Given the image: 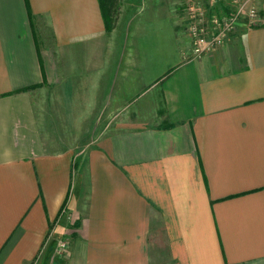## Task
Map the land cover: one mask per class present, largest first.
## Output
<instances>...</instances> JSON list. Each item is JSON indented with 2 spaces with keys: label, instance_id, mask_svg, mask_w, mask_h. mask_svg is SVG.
<instances>
[{
  "label": "crops",
  "instance_id": "0c3cea01",
  "mask_svg": "<svg viewBox=\"0 0 264 264\" xmlns=\"http://www.w3.org/2000/svg\"><path fill=\"white\" fill-rule=\"evenodd\" d=\"M160 2L133 31L158 51L121 54L100 0H0V264L53 262L71 232L64 264H264V0L201 57L182 52ZM101 77L97 144L51 151L52 94L76 80L63 107L92 113Z\"/></svg>",
  "mask_w": 264,
  "mask_h": 264
},
{
  "label": "rangeland",
  "instance_id": "374dc122",
  "mask_svg": "<svg viewBox=\"0 0 264 264\" xmlns=\"http://www.w3.org/2000/svg\"><path fill=\"white\" fill-rule=\"evenodd\" d=\"M151 1L152 3H154L153 9L150 6H146L148 4H151ZM151 1L149 2V0H144L142 2V0H118L117 8H116L117 15H114L115 25L113 28L116 29V32L109 35V39H108V45L110 46V48H112L113 46L114 48H116V50L113 49L114 52L118 51V53L123 54L124 52H129L130 50L134 54H139L145 52L152 53L158 51L157 49L160 47L158 41L152 40L149 41L148 43L143 44L142 42L139 41V37L137 38V35L133 34L134 29L138 27L140 24H142L144 21H146V18L147 20L149 19L150 21V18L152 19L157 15H161V14L153 13V10L154 11L156 10V7L161 3L160 2L161 0H151ZM133 4H137L138 6H140V4L142 5L141 8L138 6L130 7V5ZM181 4L183 7L186 6V8L191 4L199 5V7L204 11L206 10V12L209 15L212 13L211 12L212 10H218V13L221 12V8H219V6H221L220 4H226L224 8H227L226 6L229 4V0H184V2H182V0H163V4L160 6V8L163 9V12L165 14L164 22L167 23L168 22L167 20L170 21L168 17L172 19L174 18V23H172L173 32L176 34H181L180 36L181 38L178 39L182 45V52L184 51L186 52L189 47L191 57H194L198 52L197 51L194 52L192 46L193 42L191 41L193 37L189 34L191 31V27L195 26L197 22L191 24L190 14H188L186 8H183V12L181 11V7H180ZM229 8H233V7H229ZM151 9L152 11L149 12V10ZM133 10H137L136 11L137 13L133 12ZM125 11L127 12L132 11V12L126 13ZM167 15L169 16L167 17ZM127 17L128 19H126ZM128 20L132 21L133 24L131 30H128L127 28L128 25H126L128 24L127 23ZM240 24L241 23L238 22V24L235 26L234 33L240 28ZM111 31H107V33H110ZM170 32L172 31L170 30ZM39 33L42 34L41 37L43 38L44 31L41 30L38 32V34ZM234 33L232 32L229 35H232ZM45 35H47V37L49 36L48 31H46ZM145 35L147 34H142V37H144ZM148 36H150V33H148ZM41 37L40 39L37 37V41L39 42V47L40 44L42 43L40 42L42 41ZM113 38H114V42H113ZM43 41L48 42V38L43 39ZM164 42L165 44L163 47V53L165 55V58H170V57L173 58L174 57L173 56L174 50L172 48L173 38L172 35L170 36L169 34L168 25L167 26L165 25L164 27ZM218 47H220V45L214 46L212 49H210L207 52H210ZM110 51L112 50H109V52ZM205 53H202L200 57L203 56V54ZM106 78L107 77L105 78L101 77L100 79L101 91L98 95H99V103L100 106H102V108L97 109L96 110L97 112L94 110L91 113L90 109H80V108L70 109L63 107L64 106L63 101L65 100H68L69 102L71 100L73 105H77L79 101L81 94L74 92L70 87L71 85H76V80H72L70 83L68 82L69 85L67 86V91H68L67 93L61 94L60 92H58L57 94L55 93L52 94L53 96H57V100L62 103H60V107H59L60 109L59 108L56 109L55 105L54 107L49 108V110L47 111L51 114L47 115V117L44 118V120H47L46 123L48 122L47 124H44V130L46 131L45 136L47 139H49V141L46 143H49L50 145L49 147L51 151L55 152V151H63V150H71V149L89 151L93 146H95V144H97V132L105 127V125L102 123L108 120L107 117L109 116L107 113V98L110 95L111 86H109L105 81ZM47 95L48 93H46L45 96L47 98H50V96ZM85 99L87 101V97ZM95 112L96 114L93 116L94 119H92L91 118L92 114ZM123 114L126 115L124 113V110L116 109L113 115L116 116L117 118L116 120H118L123 117ZM97 120L99 121L100 124L96 122ZM111 125L109 127H111ZM84 153L85 152H83V154ZM75 222L73 224L74 227L77 228L78 224ZM74 234L75 233L73 232L68 233L66 239L62 241L64 248L62 249L59 248L58 249L59 252L57 251L58 257H56L55 261L53 262H50V260L48 259V261H45L47 262L46 264L65 263L66 259L69 257L70 254V242L73 241Z\"/></svg>",
  "mask_w": 264,
  "mask_h": 264
},
{
  "label": "built area",
  "instance_id": "2783aa9c",
  "mask_svg": "<svg viewBox=\"0 0 264 264\" xmlns=\"http://www.w3.org/2000/svg\"><path fill=\"white\" fill-rule=\"evenodd\" d=\"M261 1L231 0L232 11L224 15L216 12L208 15L206 10L204 11L196 4H189L190 6L187 8L185 6L186 11L190 14L191 24L197 22L195 26L191 27L189 34L193 37L191 40L193 50L198 52L195 56L200 57L202 53L209 51L214 46L223 45L231 36L229 34L234 33L238 22L246 27L253 26L259 17ZM59 248H64L62 242L59 244Z\"/></svg>",
  "mask_w": 264,
  "mask_h": 264
},
{
  "label": "trees",
  "instance_id": "16d2710c",
  "mask_svg": "<svg viewBox=\"0 0 264 264\" xmlns=\"http://www.w3.org/2000/svg\"><path fill=\"white\" fill-rule=\"evenodd\" d=\"M101 2V12L105 21L106 31H111L114 28L115 20L114 15H117V2L118 0H100ZM231 2L225 9L224 6L221 8V12L218 13V10H212L211 12H216L217 14H229L232 11Z\"/></svg>",
  "mask_w": 264,
  "mask_h": 264
}]
</instances>
